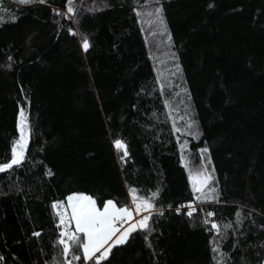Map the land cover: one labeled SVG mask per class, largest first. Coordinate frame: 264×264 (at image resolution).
Returning <instances> with one entry per match:
<instances>
[{
  "label": "trees",
  "instance_id": "obj_1",
  "mask_svg": "<svg viewBox=\"0 0 264 264\" xmlns=\"http://www.w3.org/2000/svg\"><path fill=\"white\" fill-rule=\"evenodd\" d=\"M6 166L0 264H264V0H0ZM71 194L153 211L90 259L83 233L62 240Z\"/></svg>",
  "mask_w": 264,
  "mask_h": 264
},
{
  "label": "rangeland",
  "instance_id": "obj_2",
  "mask_svg": "<svg viewBox=\"0 0 264 264\" xmlns=\"http://www.w3.org/2000/svg\"><path fill=\"white\" fill-rule=\"evenodd\" d=\"M147 16H150L147 13ZM168 58L165 59L167 61ZM166 80H164L165 82ZM170 82L163 83V87H166L165 89H169L168 86H170ZM184 107L182 102H179V107ZM180 112V110H179ZM173 109H169V114L171 116V120L173 121L177 134L179 135H187L188 132V126L189 122L185 115L182 113H179ZM16 153V160L20 157L21 152L19 150H15ZM201 166L198 167L196 170H191L189 172V181L192 187L193 192L195 193V196L199 201H204L209 198L211 193V183L213 182L212 177V170L209 162V155L208 150L203 149L201 150ZM183 164L185 167H187L186 161L183 159ZM67 205V206H66ZM135 209L139 210V206L143 207V209H140L139 214L142 213L143 216H145V219L142 222H138L139 226H143L144 223L147 220V216L153 211V209L150 207V204L147 202H143L138 200L135 205H133ZM55 211L59 215V220L61 222L62 219H71L73 222L74 229H69L67 232L64 231L63 227L62 229V237H66V240L70 237H74V234L81 233L79 231H83L84 233V251L85 253H89L88 245L86 244V241L93 236L94 229L96 227H99V225L108 224L112 231L115 233L117 232L116 227L111 223V218L114 213L117 212L118 209L114 206V204L110 201L106 202L101 208H98L94 201L85 194H71L69 195L65 202H56L54 204ZM126 214L129 216V213L126 212ZM81 215L83 218L81 219ZM91 216V217H85V216ZM97 216V217H96ZM85 217V218H84ZM80 219L83 221V219H86V221L83 224H80ZM87 220L91 221L90 223H87ZM63 225H65V222H63ZM137 225L136 221H133L131 217L128 218L127 228L123 230L117 238L113 240V244H119L126 240L128 234L131 230H133ZM207 226H215L216 232H218V225L215 221L212 219L207 220ZM61 226V224H60ZM114 226V227H113ZM81 233V234H82ZM66 247V245H65ZM67 248V247H66ZM106 253V252H105ZM73 255V254H71ZM70 255V258L66 261V264H74L73 257ZM88 255V254H87ZM88 258V257H87ZM78 260V257H77Z\"/></svg>",
  "mask_w": 264,
  "mask_h": 264
},
{
  "label": "crops",
  "instance_id": "obj_3",
  "mask_svg": "<svg viewBox=\"0 0 264 264\" xmlns=\"http://www.w3.org/2000/svg\"><path fill=\"white\" fill-rule=\"evenodd\" d=\"M126 212H127L126 209H124V210L123 209H118V214L116 212V213H114L111 216H112V218L113 217L124 216V214H126ZM85 217H91V216L89 215V216H85ZM80 218L82 219L83 216L81 215ZM81 219H80V224H83L86 221V219H83V221H81ZM63 222H65V224L68 226V230L69 229H71V230L74 229L73 222L71 221V219H68V218L62 219L61 222H60V224H62ZM90 222L91 221L87 220V223H90ZM137 225H138V223H137ZM126 228H127V225H125L121 229L116 228L117 229L116 230L117 232L114 233L112 231L111 227L108 224H104V225L101 224V225H99V227H96L94 229L93 236H91L86 241V244L88 245V249H89V253H85L86 256L88 258L92 259L95 254H100V256L103 258L106 255V253H107L109 247L111 246L113 240L115 239V237L117 238V236L123 230H125ZM79 232L82 233L83 231H79Z\"/></svg>",
  "mask_w": 264,
  "mask_h": 264
},
{
  "label": "built area",
  "instance_id": "obj_4",
  "mask_svg": "<svg viewBox=\"0 0 264 264\" xmlns=\"http://www.w3.org/2000/svg\"><path fill=\"white\" fill-rule=\"evenodd\" d=\"M126 211L129 213V216L127 214H124V216H120V217H113L111 218V223L118 229L123 228L125 225H127L128 223V218L131 217L133 221H136L137 223L142 222L145 219V216L142 215V213L139 214L140 209H143V207L139 206V210L135 209V207L133 206H127ZM61 227H63L64 231H68V226L65 224L63 225V223L61 224ZM212 230L215 232L216 231V227L215 226H211ZM62 240L65 241L66 237H62ZM73 257V262L74 264H78V260H77V256L76 255H71ZM94 259L96 260H100L102 259V257L100 256V254H95L93 256Z\"/></svg>",
  "mask_w": 264,
  "mask_h": 264
},
{
  "label": "water",
  "instance_id": "obj_5",
  "mask_svg": "<svg viewBox=\"0 0 264 264\" xmlns=\"http://www.w3.org/2000/svg\"><path fill=\"white\" fill-rule=\"evenodd\" d=\"M19 138H20L22 144H25V141L23 140V137H22V132H19ZM16 157L17 156H15L14 160L10 163L9 166L13 165L14 163H16L19 160L20 157L17 160H16ZM9 166H6L3 169H0V174L3 173L7 169V167H9Z\"/></svg>",
  "mask_w": 264,
  "mask_h": 264
}]
</instances>
